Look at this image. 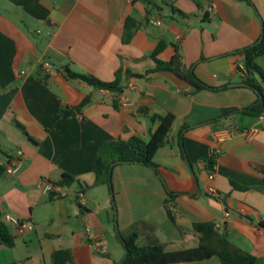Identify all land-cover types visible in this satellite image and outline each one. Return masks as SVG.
Wrapping results in <instances>:
<instances>
[{
	"label": "crops",
	"instance_id": "0c3cea01",
	"mask_svg": "<svg viewBox=\"0 0 264 264\" xmlns=\"http://www.w3.org/2000/svg\"><path fill=\"white\" fill-rule=\"evenodd\" d=\"M250 1L0 0V146L7 143L0 149V221L16 239L13 248L0 246V264H54L60 249L72 253L67 264H120L126 250L118 232L137 222L156 226L167 250L194 238L191 246L168 251L197 247L192 227L213 223L264 260V120L235 114L213 122L224 109L257 101L236 72L244 62L225 56L262 35L264 0ZM130 17L139 27L126 43ZM160 41L166 44L161 60L170 61L179 44L186 66L220 90L197 92L172 72H155L151 54ZM45 62L53 72L43 70ZM257 63L264 73V57ZM65 68L107 83L122 70V96L130 104L67 80ZM88 97L90 104L79 111ZM166 113L176 121L155 156L158 170L140 163L114 168L115 209L108 186L94 185L102 147L134 136L149 142L159 125L151 115ZM234 128L237 134L219 141ZM9 145L14 148L7 151ZM18 151L24 154L21 170L9 175L6 165ZM64 175L76 181L61 187L59 197L39 189L45 182L59 185ZM80 194L83 204L77 203ZM8 217L32 229L18 235Z\"/></svg>",
	"mask_w": 264,
	"mask_h": 264
},
{
	"label": "trees",
	"instance_id": "16d2710c",
	"mask_svg": "<svg viewBox=\"0 0 264 264\" xmlns=\"http://www.w3.org/2000/svg\"><path fill=\"white\" fill-rule=\"evenodd\" d=\"M152 3L153 0H144ZM251 3L250 0H240ZM205 21L209 20V14L203 17ZM139 23L132 17L128 18L125 24L124 41L130 42L135 35ZM166 44L160 41L155 51L151 54L152 60L156 64L155 72H172L183 81L192 85L197 92L203 90H220L212 88L201 81L194 70V67L188 68L184 63L181 53V46L174 45L175 53L170 61H163L159 58L165 50ZM225 56L237 57L244 62V69L236 65L237 74L244 79L241 86L251 89L257 96V101L251 106L239 109H224L221 116L213 122L229 118L235 114L258 118L264 113V73L258 65L257 60L264 57V20L263 31L260 39L252 45L239 49ZM65 78L69 81H83L98 90H106L115 95V102H119L124 89L123 71L119 70L112 82H103L92 75H84L73 72L65 68L63 71ZM90 98H85L77 107L79 111L83 110L90 104ZM146 114H150L148 109ZM151 118L158 121L159 125L153 132L151 140L144 142L134 136L128 141L117 140L104 145L96 160L94 174L96 177L95 184L106 185L110 189L113 207L116 209L115 193L112 184V174L116 166L121 164L140 163L158 170L154 159L157 152L169 143L170 136L176 121L173 113L165 115L153 114ZM188 128V127H187ZM186 128V129H187ZM76 179L70 175H64L59 184L60 187H70ZM171 197L179 194L168 191ZM52 199L59 197L58 193L50 195ZM216 198H220L219 195ZM168 217L176 224V218L168 209ZM260 227L264 228V224ZM158 228L146 222H137L127 231L118 232V239L126 250V257L120 264H183L191 262H203L218 257L220 264H264V260L248 253L232 242L226 232L221 233L213 223H197L191 229V234L199 240V245L194 248L168 251L157 236ZM16 245V239L11 232L10 226L4 221H0V246L13 248ZM54 264L73 263L72 253L68 250L60 249L53 255Z\"/></svg>",
	"mask_w": 264,
	"mask_h": 264
},
{
	"label": "built area",
	"instance_id": "2783aa9c",
	"mask_svg": "<svg viewBox=\"0 0 264 264\" xmlns=\"http://www.w3.org/2000/svg\"><path fill=\"white\" fill-rule=\"evenodd\" d=\"M43 70L46 71L47 73H51L53 72V67L50 63L45 62L43 65ZM26 72L24 71L22 74H25ZM119 103L125 106H128L130 103L129 101L121 96L119 98ZM259 121H263L264 120V113H262L259 117H258ZM239 132L238 129H231V130H227L224 131L223 133H221V135H219V141H225L231 137H233L235 134H237ZM246 133V132H244ZM24 158V154L22 151H18L16 156L11 159L9 161V163L6 165L5 171L7 174L9 175H16L17 173H19V171L21 170V166H22V161ZM211 179H214V175L211 176ZM40 190H42V192L45 195H52L53 193H59L61 190V187L59 185L56 184H52L49 182H45L43 183L40 187ZM210 194L214 197L218 196V193L215 189H210ZM77 203L79 204H83L84 203V199H83V195L80 194L79 198L77 199ZM7 221L12 224V226H14L16 233L18 235H24L26 234L28 231H30L32 229V227L27 223V222H22L18 219H15L13 217H8ZM95 251L104 254L105 250L102 249L101 247L95 246Z\"/></svg>",
	"mask_w": 264,
	"mask_h": 264
},
{
	"label": "rangeland",
	"instance_id": "374dc122",
	"mask_svg": "<svg viewBox=\"0 0 264 264\" xmlns=\"http://www.w3.org/2000/svg\"><path fill=\"white\" fill-rule=\"evenodd\" d=\"M1 141V140H0ZM7 144V143H5ZM5 144L2 143V145L0 146V149H3L2 146H5ZM14 148V146H8L6 147V150L7 151H10ZM4 150V149H3ZM189 239V242L188 243H182V242H177V241H174V243L172 244H169L168 245V250H174V249H177V248H180V246H183L182 244H185V246H191V239H194L192 236ZM19 240H23V238H20ZM196 241V240H194ZM189 264H220V261H219V258L218 257H214L212 260L210 261H207V262H191Z\"/></svg>",
	"mask_w": 264,
	"mask_h": 264
},
{
	"label": "water",
	"instance_id": "95a60500",
	"mask_svg": "<svg viewBox=\"0 0 264 264\" xmlns=\"http://www.w3.org/2000/svg\"><path fill=\"white\" fill-rule=\"evenodd\" d=\"M50 76L49 75H47V78H49Z\"/></svg>",
	"mask_w": 264,
	"mask_h": 264
}]
</instances>
